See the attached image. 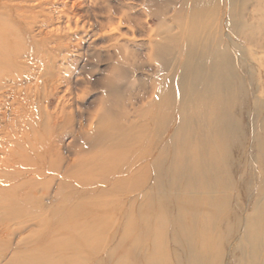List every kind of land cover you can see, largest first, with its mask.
<instances>
[{"label":"bare ground","instance_id":"1","mask_svg":"<svg viewBox=\"0 0 264 264\" xmlns=\"http://www.w3.org/2000/svg\"><path fill=\"white\" fill-rule=\"evenodd\" d=\"M8 1L35 0H0V74L29 47L16 21L28 10ZM259 3L181 0L148 35V57L167 76L131 104L124 132L101 117L84 133L97 150L90 161L62 169L34 132L14 143L7 160L30 178L5 188L24 194L5 210L16 222L3 235L17 246L0 264H264V67L256 71L251 49L264 52ZM45 174L56 206L37 200Z\"/></svg>","mask_w":264,"mask_h":264},{"label":"rangeland","instance_id":"2","mask_svg":"<svg viewBox=\"0 0 264 264\" xmlns=\"http://www.w3.org/2000/svg\"><path fill=\"white\" fill-rule=\"evenodd\" d=\"M180 1L3 2L16 11L28 10L16 21L23 31V43L29 47L0 74V254L17 246V237L3 235L5 227H13L16 222L6 221L5 210L10 204L20 208L24 194L21 185L13 193L5 188L30 178L7 160L16 150L15 144L25 135L32 141L36 133V138H41V153L47 158L57 153L62 159L59 166L64 169L78 159L86 162L95 155L97 150L87 146L84 133L98 127L101 117L110 120L113 133L124 132V116L126 111L132 114L131 104L140 105L138 98L153 89V81L167 76L148 57V35L163 20L168 22ZM259 4L264 11V0ZM125 16L128 23L124 22ZM135 27L139 29L131 33ZM261 31L264 34V27ZM251 49L255 50L254 68L259 71L264 67V52ZM111 92L116 98L111 97ZM258 99L264 104L263 97ZM137 148L134 146L137 151L131 153L132 163L138 160ZM128 159L129 156L118 162V169L123 165L125 168ZM48 176H41L36 185L37 200L56 206L55 186L49 183ZM67 182L72 185L71 180ZM47 186L48 195L42 197ZM72 187L67 193H72ZM138 194L136 190L127 196L134 200ZM140 203L132 202L135 210ZM27 233L28 230L19 236Z\"/></svg>","mask_w":264,"mask_h":264}]
</instances>
